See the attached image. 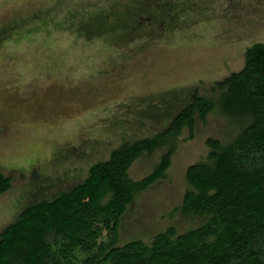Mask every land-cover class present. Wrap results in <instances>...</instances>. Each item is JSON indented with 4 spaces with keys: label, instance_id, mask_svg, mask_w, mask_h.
Returning <instances> with one entry per match:
<instances>
[{
    "label": "rangeland",
    "instance_id": "1",
    "mask_svg": "<svg viewBox=\"0 0 264 264\" xmlns=\"http://www.w3.org/2000/svg\"><path fill=\"white\" fill-rule=\"evenodd\" d=\"M158 1L0 0V174L12 180L0 234L125 142L164 131L194 90L209 94L264 43V0ZM238 129L215 111L197 120L193 138L184 131L165 176L122 216L120 246L205 224L181 216L186 171L208 139L228 142ZM165 151L138 158L130 178L150 175Z\"/></svg>",
    "mask_w": 264,
    "mask_h": 264
},
{
    "label": "trees",
    "instance_id": "2",
    "mask_svg": "<svg viewBox=\"0 0 264 264\" xmlns=\"http://www.w3.org/2000/svg\"><path fill=\"white\" fill-rule=\"evenodd\" d=\"M215 111L238 132L228 142L206 141L207 155L186 171L180 213L206 223L120 246L121 218L136 196L165 176L183 132L193 138L197 120ZM163 148L150 175L130 178L138 158ZM11 184L0 174V196ZM0 264H264V43L248 48L244 68L214 83L209 94L194 90L164 131L125 142L93 165L83 183L27 207L0 234Z\"/></svg>",
    "mask_w": 264,
    "mask_h": 264
}]
</instances>
